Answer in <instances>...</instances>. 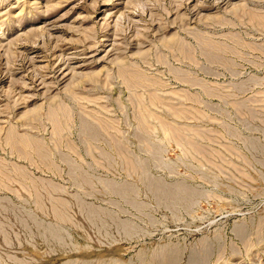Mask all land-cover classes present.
Returning <instances> with one entry per match:
<instances>
[{
  "label": "rangeland",
  "instance_id": "374dc122",
  "mask_svg": "<svg viewBox=\"0 0 264 264\" xmlns=\"http://www.w3.org/2000/svg\"><path fill=\"white\" fill-rule=\"evenodd\" d=\"M0 264H264V0H0Z\"/></svg>",
  "mask_w": 264,
  "mask_h": 264
}]
</instances>
